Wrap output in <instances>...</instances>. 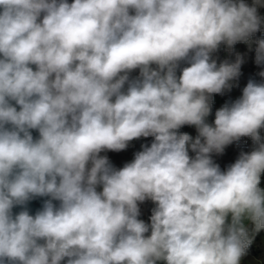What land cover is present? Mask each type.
Segmentation results:
<instances>
[{"label": "clouds", "instance_id": "9594fccd", "mask_svg": "<svg viewBox=\"0 0 264 264\" xmlns=\"http://www.w3.org/2000/svg\"><path fill=\"white\" fill-rule=\"evenodd\" d=\"M260 8L0 0V264H244L264 230V70L209 117L245 62L222 45L255 43L264 66ZM149 137L122 167L102 155Z\"/></svg>", "mask_w": 264, "mask_h": 264}, {"label": "built area", "instance_id": "2783aa9c", "mask_svg": "<svg viewBox=\"0 0 264 264\" xmlns=\"http://www.w3.org/2000/svg\"><path fill=\"white\" fill-rule=\"evenodd\" d=\"M259 12L262 16H264V8H260ZM260 38H264V30L256 33V35L253 37V41ZM255 47V43L252 44L251 49L247 44L238 43L237 45H235L234 50L230 53L226 49V47L222 45L220 50L214 54V56L218 57L219 60L228 59L234 61L237 53L241 54L244 57L245 62L241 66V76L238 81L234 82V84L238 86L233 87V95L229 102L235 100L241 95L243 87L246 86L250 78L260 80V77L257 75V73L261 70H264V66H257L255 64ZM132 75H138V70ZM223 104L224 103L222 101L213 99L212 115L209 117V122H212V120H214L215 110L221 107ZM190 135H192L193 137L196 135L195 128L192 130ZM261 135L264 136L263 133H261ZM151 141L152 139L150 138H141L140 140L132 141L130 143V146L139 145L141 147L142 144L150 145ZM251 148V139L248 137H244L240 142L230 145L228 148H226L225 153L222 156L214 157V159H216L217 162L221 164V167H225L227 164L234 162L240 151H250Z\"/></svg>", "mask_w": 264, "mask_h": 264}, {"label": "rangeland", "instance_id": "374dc122", "mask_svg": "<svg viewBox=\"0 0 264 264\" xmlns=\"http://www.w3.org/2000/svg\"><path fill=\"white\" fill-rule=\"evenodd\" d=\"M193 129H194V127H189L187 130V133L190 134ZM139 150H141V147L139 145H134V146L129 145V147L123 152H119V153L108 152V153H102V155H107L112 162L125 163V162L130 161L133 158L134 153L139 151ZM140 207H141V214H145V209L143 207V204ZM253 243H254V241H253ZM260 246L262 247L263 257H264V237L261 240ZM247 263L248 262L246 260H244V264H247Z\"/></svg>", "mask_w": 264, "mask_h": 264}, {"label": "trees", "instance_id": "16d2710c", "mask_svg": "<svg viewBox=\"0 0 264 264\" xmlns=\"http://www.w3.org/2000/svg\"><path fill=\"white\" fill-rule=\"evenodd\" d=\"M232 95H233V89L230 92L226 91L223 95H214L213 99H218L222 101L223 103H227L232 98ZM188 128L189 126H185L180 131L186 132ZM262 133L264 134V131H262ZM149 138L152 139L151 137ZM263 237H264V230L256 234L254 243L249 249V253L252 254L256 258H261L263 255V250H262V247L260 246L261 240Z\"/></svg>", "mask_w": 264, "mask_h": 264}, {"label": "water", "instance_id": "95a60500", "mask_svg": "<svg viewBox=\"0 0 264 264\" xmlns=\"http://www.w3.org/2000/svg\"><path fill=\"white\" fill-rule=\"evenodd\" d=\"M69 2H71V0H69ZM34 136L35 135H38L37 133H33ZM114 164V166L116 167H122L124 163H118V162H112ZM42 205V198L41 199H37V200H34L32 201L30 204H29V208L30 210L32 211V213L34 214V212ZM145 208L151 213V209H152V204L149 202V201H146L144 204ZM14 211H19V209H14ZM141 219H144V220H148L149 217H144V216H141L140 217Z\"/></svg>", "mask_w": 264, "mask_h": 264}, {"label": "crops", "instance_id": "0c3cea01", "mask_svg": "<svg viewBox=\"0 0 264 264\" xmlns=\"http://www.w3.org/2000/svg\"><path fill=\"white\" fill-rule=\"evenodd\" d=\"M152 206H154V205L152 204ZM143 207H144L145 213H146L147 209L145 208L144 205H143ZM245 260L248 262L247 264H264L263 255L261 258H256L252 254L248 253V255L245 257Z\"/></svg>", "mask_w": 264, "mask_h": 264}, {"label": "flooded vegetation", "instance_id": "af4514ba", "mask_svg": "<svg viewBox=\"0 0 264 264\" xmlns=\"http://www.w3.org/2000/svg\"><path fill=\"white\" fill-rule=\"evenodd\" d=\"M151 213L147 210L145 214H141V216H144V217H150ZM145 221H148V220H145Z\"/></svg>", "mask_w": 264, "mask_h": 264}]
</instances>
